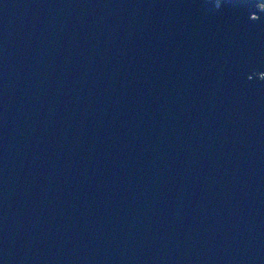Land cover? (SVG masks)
I'll return each instance as SVG.
<instances>
[{
  "label": "water",
  "instance_id": "obj_1",
  "mask_svg": "<svg viewBox=\"0 0 264 264\" xmlns=\"http://www.w3.org/2000/svg\"><path fill=\"white\" fill-rule=\"evenodd\" d=\"M260 71L258 0H0V264H264Z\"/></svg>",
  "mask_w": 264,
  "mask_h": 264
},
{
  "label": "trees",
  "instance_id": "obj_2",
  "mask_svg": "<svg viewBox=\"0 0 264 264\" xmlns=\"http://www.w3.org/2000/svg\"><path fill=\"white\" fill-rule=\"evenodd\" d=\"M258 3H259V7L261 8L262 7V5H264V0H258ZM261 3V4H260ZM262 8H264V7H262Z\"/></svg>",
  "mask_w": 264,
  "mask_h": 264
},
{
  "label": "snow or ice",
  "instance_id": "obj_3",
  "mask_svg": "<svg viewBox=\"0 0 264 264\" xmlns=\"http://www.w3.org/2000/svg\"><path fill=\"white\" fill-rule=\"evenodd\" d=\"M262 7H264V5H262ZM260 73L264 74V71H261ZM249 79H251V77H249ZM261 79H264V75L261 76Z\"/></svg>",
  "mask_w": 264,
  "mask_h": 264
},
{
  "label": "bare ground",
  "instance_id": "obj_4",
  "mask_svg": "<svg viewBox=\"0 0 264 264\" xmlns=\"http://www.w3.org/2000/svg\"><path fill=\"white\" fill-rule=\"evenodd\" d=\"M260 72H261V71H260ZM260 72H258L259 75H261V76L264 75V74H262V73H260Z\"/></svg>",
  "mask_w": 264,
  "mask_h": 264
},
{
  "label": "rangeland",
  "instance_id": "obj_5",
  "mask_svg": "<svg viewBox=\"0 0 264 264\" xmlns=\"http://www.w3.org/2000/svg\"><path fill=\"white\" fill-rule=\"evenodd\" d=\"M259 4V3H258ZM261 4V3H260ZM260 6V5H259ZM254 16H256L255 14H253Z\"/></svg>",
  "mask_w": 264,
  "mask_h": 264
}]
</instances>
